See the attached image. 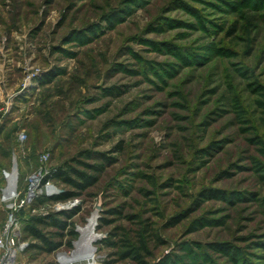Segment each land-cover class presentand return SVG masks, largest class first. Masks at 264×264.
<instances>
[{
	"label": "rangeland",
	"instance_id": "rangeland-1",
	"mask_svg": "<svg viewBox=\"0 0 264 264\" xmlns=\"http://www.w3.org/2000/svg\"><path fill=\"white\" fill-rule=\"evenodd\" d=\"M46 153L115 158L72 220L102 264H264V0H0V185Z\"/></svg>",
	"mask_w": 264,
	"mask_h": 264
},
{
	"label": "built area",
	"instance_id": "built-area-1",
	"mask_svg": "<svg viewBox=\"0 0 264 264\" xmlns=\"http://www.w3.org/2000/svg\"><path fill=\"white\" fill-rule=\"evenodd\" d=\"M38 76V72L27 75L21 91H30L37 84ZM7 106H10V103H7ZM27 139L28 135L25 130L19 132L18 141L21 147L25 145ZM49 159L50 154H44L37 167L27 176L25 183L21 182L18 161L16 164L13 163L11 171L4 170V182L0 185V201L6 211V218L0 223V264H34L29 258V250L34 240L26 238L24 235V226L28 216L45 217L50 215L48 207H51L56 213L70 212L76 209L81 211L83 207L81 196L66 201H52L37 205L39 199L53 198L63 191L53 177L57 167H51ZM99 221L96 226L97 230ZM81 225L83 224H75L74 230L77 236L72 240L70 246L64 244L53 252L55 264H102L104 260L98 246L104 239L103 233L98 230L101 237L92 243V247L86 243L78 244L82 237L79 230Z\"/></svg>",
	"mask_w": 264,
	"mask_h": 264
},
{
	"label": "trees",
	"instance_id": "trees-1",
	"mask_svg": "<svg viewBox=\"0 0 264 264\" xmlns=\"http://www.w3.org/2000/svg\"><path fill=\"white\" fill-rule=\"evenodd\" d=\"M54 75L50 73L43 84H47L53 81ZM88 157H91V152L85 153ZM104 163L95 165L82 161L80 159H73V163H66L61 167H57V171L54 174L56 183L61 186L62 184L67 188L56 195L53 198L43 197L38 200L37 205L45 204L52 201H66L73 197L81 196L94 187L99 177L106 170V164H113L115 158L102 153ZM93 172V173H90ZM62 187V186H61ZM80 209H76L70 212H60L56 214H50L45 217L42 216H28L24 226V235L26 238L34 240L29 250V256L33 252H42L46 254H53L64 244L71 245L72 240L76 238L77 233L74 230L73 218L78 214ZM101 225H109L113 221L104 218H100ZM51 228L54 231H47ZM110 242V241H108ZM111 244H114L111 242ZM126 244H129L128 242ZM128 249L123 253L124 258H132L133 260L143 264V258L148 254V249L144 241H141V245L129 244Z\"/></svg>",
	"mask_w": 264,
	"mask_h": 264
},
{
	"label": "bare ground",
	"instance_id": "bare-ground-1",
	"mask_svg": "<svg viewBox=\"0 0 264 264\" xmlns=\"http://www.w3.org/2000/svg\"><path fill=\"white\" fill-rule=\"evenodd\" d=\"M98 212H94L89 218L87 223L84 226L79 227V230L82 233V237L78 244L80 243H86L89 247H92V243L99 239L101 236H99L98 233H96V226L98 223Z\"/></svg>",
	"mask_w": 264,
	"mask_h": 264
},
{
	"label": "water",
	"instance_id": "water-1",
	"mask_svg": "<svg viewBox=\"0 0 264 264\" xmlns=\"http://www.w3.org/2000/svg\"><path fill=\"white\" fill-rule=\"evenodd\" d=\"M13 162H14L15 164L17 163V155H16V154H13ZM101 206H102V203L100 202V203L98 204L97 208H96L99 212L102 210Z\"/></svg>",
	"mask_w": 264,
	"mask_h": 264
},
{
	"label": "crops",
	"instance_id": "crops-1",
	"mask_svg": "<svg viewBox=\"0 0 264 264\" xmlns=\"http://www.w3.org/2000/svg\"><path fill=\"white\" fill-rule=\"evenodd\" d=\"M12 157H13V154H12ZM1 223V222H0Z\"/></svg>",
	"mask_w": 264,
	"mask_h": 264
}]
</instances>
